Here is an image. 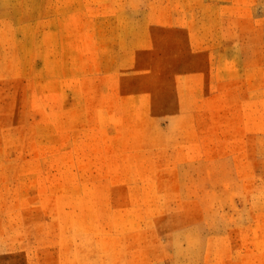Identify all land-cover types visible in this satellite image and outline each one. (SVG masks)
Instances as JSON below:
<instances>
[{
  "label": "rangeland",
  "instance_id": "1",
  "mask_svg": "<svg viewBox=\"0 0 264 264\" xmlns=\"http://www.w3.org/2000/svg\"><path fill=\"white\" fill-rule=\"evenodd\" d=\"M0 264H264V0H0Z\"/></svg>",
  "mask_w": 264,
  "mask_h": 264
}]
</instances>
